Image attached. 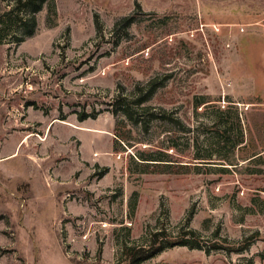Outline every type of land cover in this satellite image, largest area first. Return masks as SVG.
<instances>
[{
  "label": "rangeland",
  "instance_id": "obj_1",
  "mask_svg": "<svg viewBox=\"0 0 264 264\" xmlns=\"http://www.w3.org/2000/svg\"><path fill=\"white\" fill-rule=\"evenodd\" d=\"M36 19L0 38V264H264V0ZM158 230L177 244L140 260Z\"/></svg>",
  "mask_w": 264,
  "mask_h": 264
},
{
  "label": "trees",
  "instance_id": "obj_2",
  "mask_svg": "<svg viewBox=\"0 0 264 264\" xmlns=\"http://www.w3.org/2000/svg\"><path fill=\"white\" fill-rule=\"evenodd\" d=\"M47 1L48 0H16L17 7L8 11L7 13H5L4 15H2L0 17V38H2L1 34L6 31L7 24L9 23L8 21L4 20L5 18H9L11 20L10 22L15 24L18 31L23 33V35H21V37H20V39H18V41L24 40V38L27 36H32L36 32V28H37L36 14L44 8V5ZM22 7L32 8V14L30 17L22 16V15H24L22 12H20L22 10ZM54 14H56V12ZM128 21L130 24L134 22L132 19H129ZM1 41H3V39H0V43H1ZM145 100H147V98L142 99L141 103L144 102ZM130 108H131L130 105H126L125 109H123L124 115L127 116L129 119L133 117V114L131 113ZM237 120L240 121V118L238 117ZM244 142H245L244 135H241L238 144H243ZM235 158H236V156H234V158L232 159L231 164H236V163H233ZM141 159L147 161L146 163H143V164H155L157 166L162 164V163H158V162L163 161V159H158V158H154V157H142ZM148 161H151V162L149 163ZM189 234H192L193 236L196 237L197 232L195 230H189V233H187V235H189ZM187 235H185V236H187ZM164 236H166L165 231L158 230V231H155L154 233H152L151 237H150L151 246L147 251H145L144 254L142 253L143 251H140L142 253V255L144 256V257L140 258V260L152 258V257L156 256L157 254H159L160 252H162L163 250H165L166 248L172 247L175 244H177L175 242L169 243V245L161 243L160 238L164 237ZM192 240H195V239H192ZM192 240L185 238V239H183V241H179L178 244L184 245V246H190V247H199V248L202 247V245L194 243V241H192ZM158 243H159V245H158ZM132 250H133L132 248L128 249V251H129L128 253L130 255L132 254ZM134 257H138V255L135 254ZM134 260L135 261L132 260L130 264H134L137 262L136 261L137 259H134Z\"/></svg>",
  "mask_w": 264,
  "mask_h": 264
},
{
  "label": "bare ground",
  "instance_id": "obj_3",
  "mask_svg": "<svg viewBox=\"0 0 264 264\" xmlns=\"http://www.w3.org/2000/svg\"><path fill=\"white\" fill-rule=\"evenodd\" d=\"M32 136V135H31Z\"/></svg>",
  "mask_w": 264,
  "mask_h": 264
}]
</instances>
